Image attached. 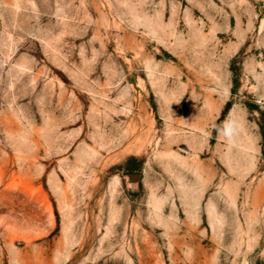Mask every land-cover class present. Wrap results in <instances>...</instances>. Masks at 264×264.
<instances>
[{
    "label": "rangeland",
    "instance_id": "obj_1",
    "mask_svg": "<svg viewBox=\"0 0 264 264\" xmlns=\"http://www.w3.org/2000/svg\"><path fill=\"white\" fill-rule=\"evenodd\" d=\"M0 264H264V0H0Z\"/></svg>",
    "mask_w": 264,
    "mask_h": 264
}]
</instances>
